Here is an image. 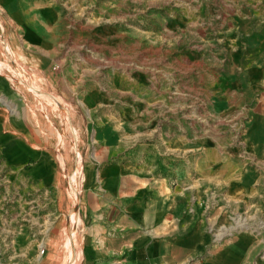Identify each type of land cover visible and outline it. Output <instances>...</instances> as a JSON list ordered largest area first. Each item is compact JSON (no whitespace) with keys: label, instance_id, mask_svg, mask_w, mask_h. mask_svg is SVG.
<instances>
[{"label":"rangeland","instance_id":"rangeland-1","mask_svg":"<svg viewBox=\"0 0 264 264\" xmlns=\"http://www.w3.org/2000/svg\"><path fill=\"white\" fill-rule=\"evenodd\" d=\"M61 1L78 38L83 85L131 82L128 135L110 159L161 182L184 212L205 215L212 231L253 227L262 245L249 264H263L264 64L257 84L247 83L246 68L251 56L264 63V54L251 53L253 32L264 33V0ZM4 32L0 16V117L56 113L60 98ZM56 137L74 160L59 169L60 190L36 184L0 152V264L77 263L78 195L67 181L81 191L83 153ZM86 150L90 156L93 145Z\"/></svg>","mask_w":264,"mask_h":264},{"label":"crops","instance_id":"crops-1","mask_svg":"<svg viewBox=\"0 0 264 264\" xmlns=\"http://www.w3.org/2000/svg\"><path fill=\"white\" fill-rule=\"evenodd\" d=\"M64 4L61 0H0L4 41L18 49L28 68L42 73L49 91L62 100L55 101L56 113L37 112L42 120L33 109L30 114L15 111L8 119L2 115L0 152L14 167H25L36 184L60 190L59 169L74 160L64 157L56 135L69 140L66 147L76 150L79 146L83 186L75 205V264H249L262 245L253 227L233 223L212 231L205 215L180 208L178 194L168 193L161 182L141 174L137 167L110 159V152L118 151L120 140L128 135L131 82L105 83L103 89L96 80L83 85L76 60L81 57L78 38L66 22ZM253 33L258 47L251 53L263 55L264 33ZM238 51L243 55V50ZM194 57L192 62L199 63V57ZM234 63L238 65L237 60ZM263 64L251 56L248 84L260 83ZM29 84L23 85L28 88ZM142 98L147 102L152 97ZM68 130L76 132L77 143L71 141L75 136ZM91 144L89 156L86 149Z\"/></svg>","mask_w":264,"mask_h":264},{"label":"built area","instance_id":"built-area-1","mask_svg":"<svg viewBox=\"0 0 264 264\" xmlns=\"http://www.w3.org/2000/svg\"><path fill=\"white\" fill-rule=\"evenodd\" d=\"M3 43H4V42H3ZM71 181H72V179L70 178V180H68L67 183H68V185L70 186L71 191L74 192V195L76 196V195H78L79 193H78L77 188L75 187V184H73V186H74L73 188L71 187V185H72V184L70 183Z\"/></svg>","mask_w":264,"mask_h":264}]
</instances>
